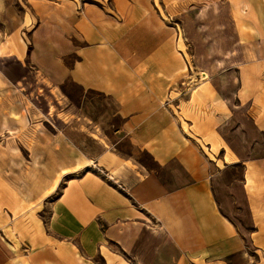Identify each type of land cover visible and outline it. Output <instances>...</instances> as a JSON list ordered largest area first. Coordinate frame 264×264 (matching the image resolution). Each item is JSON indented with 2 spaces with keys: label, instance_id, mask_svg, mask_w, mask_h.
Listing matches in <instances>:
<instances>
[{
  "label": "crops",
  "instance_id": "1",
  "mask_svg": "<svg viewBox=\"0 0 264 264\" xmlns=\"http://www.w3.org/2000/svg\"><path fill=\"white\" fill-rule=\"evenodd\" d=\"M132 1L119 0L120 21L93 14L75 20L72 36L64 21L41 41L52 59L77 54L69 69L60 61L57 74L68 75L85 91L79 107L92 121H120L115 135L122 133L132 150L104 155L121 166L120 173L124 169L122 181H116L124 189L90 174L69 179L53 204L47 228L36 236L20 224L13 225L16 234L0 226V264H195L197 259L248 264L242 231L246 224L240 217L241 228L224 210H235V204L228 200L222 207L213 198L214 163L193 147L166 102L185 72L176 32L166 30L162 18L154 16L150 0ZM228 6L230 12L239 11L236 19L228 16L229 36L235 38L228 42L235 43V52L231 61H222L226 67L209 70L215 76H236L232 85L222 79L221 92L235 90L237 104L211 114L207 122L236 123L235 134L245 133L246 123L254 125L253 158L245 161L239 151L236 160L245 172L249 167L252 180L220 183L237 188L242 212L247 201L254 213L264 202L245 194L250 182L253 187L261 184L264 173V154L257 148L264 133V127H257L264 125V0H233ZM41 29L35 31V40ZM225 156L221 160L228 168ZM5 220L0 211L3 226Z\"/></svg>",
  "mask_w": 264,
  "mask_h": 264
},
{
  "label": "rangeland",
  "instance_id": "2",
  "mask_svg": "<svg viewBox=\"0 0 264 264\" xmlns=\"http://www.w3.org/2000/svg\"><path fill=\"white\" fill-rule=\"evenodd\" d=\"M230 2L233 0H150V8L155 17L162 18L166 30L176 32L177 49L184 60L180 87L170 91L166 102L193 147L214 163L210 177L213 198L221 201L222 207L228 200L235 204V210H224L241 228L240 217L246 224L242 228L245 260L248 264H264V204L256 205L258 210L253 213V205L246 201L242 212V196L237 188L220 186L222 180L230 186L237 179L252 180L249 167L245 172V165L236 160L239 151L246 155L241 156L243 160L253 158L254 125L246 123L242 125L245 133L235 134L236 123L207 122L211 114L228 112L237 104L235 90L221 92L222 79L228 78L232 85L237 83L236 76H215L216 71L209 70L210 66L217 71L226 67L222 61H231L235 52V43L228 42L235 39L229 36L228 16L235 15L236 19L239 11L230 12ZM118 7L119 0H0V211L7 225L0 222L1 230L11 229L16 234L13 225L20 224L37 235L40 229L47 228L53 204L67 181L82 173L110 183L122 181L124 169L120 173L121 166L104 155L132 150L122 133L115 135L120 121L93 122L95 119L79 107L85 91L68 75L57 74L60 61L69 69L77 54L52 59L45 49L47 45L42 43L44 35L58 30L64 21L69 23L67 33L71 36L75 34V20L91 18L93 14L120 21ZM39 28L42 33L35 40L34 33ZM203 73L208 77L204 78ZM222 95L226 100L221 99ZM258 141L257 148L264 154V133ZM223 156L229 162L228 168L221 160ZM143 158L147 161L148 156ZM222 168L227 171L220 172ZM253 185L250 182L248 189L246 186V198L250 195L251 200L255 195L264 202V173L261 184ZM194 263L228 264L214 259H197Z\"/></svg>",
  "mask_w": 264,
  "mask_h": 264
}]
</instances>
